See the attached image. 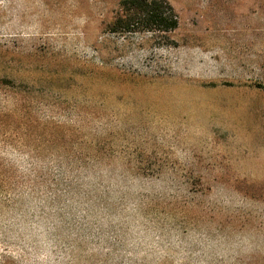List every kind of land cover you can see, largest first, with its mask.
<instances>
[{
  "label": "rangeland",
  "instance_id": "obj_1",
  "mask_svg": "<svg viewBox=\"0 0 264 264\" xmlns=\"http://www.w3.org/2000/svg\"><path fill=\"white\" fill-rule=\"evenodd\" d=\"M126 1L0 0V264H264V0Z\"/></svg>",
  "mask_w": 264,
  "mask_h": 264
},
{
  "label": "trees",
  "instance_id": "obj_2",
  "mask_svg": "<svg viewBox=\"0 0 264 264\" xmlns=\"http://www.w3.org/2000/svg\"><path fill=\"white\" fill-rule=\"evenodd\" d=\"M128 15L119 16L112 30L113 33L134 32V28L145 32L168 33L178 26L177 17L169 7L165 11L158 0H130L124 3Z\"/></svg>",
  "mask_w": 264,
  "mask_h": 264
}]
</instances>
